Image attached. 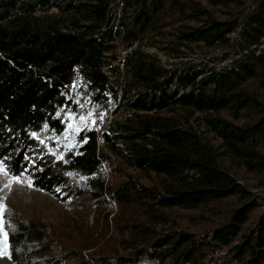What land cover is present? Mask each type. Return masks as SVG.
Returning <instances> with one entry per match:
<instances>
[{"label": "trees", "instance_id": "trees-1", "mask_svg": "<svg viewBox=\"0 0 264 264\" xmlns=\"http://www.w3.org/2000/svg\"><path fill=\"white\" fill-rule=\"evenodd\" d=\"M82 87L109 119L66 148ZM0 162L96 214L6 209L13 264H264V0H0Z\"/></svg>", "mask_w": 264, "mask_h": 264}, {"label": "rangeland", "instance_id": "rangeland-1", "mask_svg": "<svg viewBox=\"0 0 264 264\" xmlns=\"http://www.w3.org/2000/svg\"><path fill=\"white\" fill-rule=\"evenodd\" d=\"M164 60V58H162ZM81 88L80 84L76 85ZM79 95L78 113H66L63 117L66 130L61 144L68 148L76 143V136L82 130H99L101 125L107 123L109 111L103 107L91 108L85 105V89L82 87ZM31 138L38 141L45 148L46 153L56 161L61 159L56 147L47 142L49 135L41 136L32 134ZM29 163H32L29 161ZM106 180L110 179L108 170ZM31 171H24L21 176H14L7 169V165L0 162V264H13L9 257L8 237L5 230L3 211L13 210L23 218H37L47 227L48 231L60 241L77 240L79 229L82 226H91L95 220V210L89 207L83 196L70 195L68 192H60L53 195L39 190L33 186ZM59 190V189H58ZM107 209L116 212V205L109 203ZM75 242V241H74Z\"/></svg>", "mask_w": 264, "mask_h": 264}, {"label": "built area", "instance_id": "built-area-1", "mask_svg": "<svg viewBox=\"0 0 264 264\" xmlns=\"http://www.w3.org/2000/svg\"><path fill=\"white\" fill-rule=\"evenodd\" d=\"M77 101H79L80 99L79 98H76Z\"/></svg>", "mask_w": 264, "mask_h": 264}]
</instances>
